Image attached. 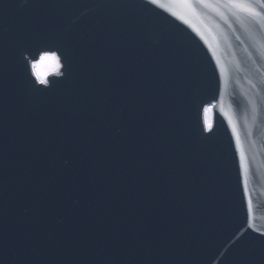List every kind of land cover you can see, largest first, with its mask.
Listing matches in <instances>:
<instances>
[{"label": "water", "instance_id": "obj_1", "mask_svg": "<svg viewBox=\"0 0 264 264\" xmlns=\"http://www.w3.org/2000/svg\"><path fill=\"white\" fill-rule=\"evenodd\" d=\"M247 2L0 0V264H264Z\"/></svg>", "mask_w": 264, "mask_h": 264}, {"label": "snow or ice", "instance_id": "obj_2", "mask_svg": "<svg viewBox=\"0 0 264 264\" xmlns=\"http://www.w3.org/2000/svg\"><path fill=\"white\" fill-rule=\"evenodd\" d=\"M157 0H150V3L155 4ZM183 3L185 4H190L191 0H182ZM198 2H202V0H198ZM227 2L232 3L234 6L241 8L244 11H248L250 13H253L254 15H260V13L255 12L253 8H251L247 2V0H227ZM56 59V53L55 52H48L45 51L40 55V61H47V60H55ZM34 68L37 67L36 64L33 65ZM38 78H39V73H37ZM41 84H47L48 81L44 79H40Z\"/></svg>", "mask_w": 264, "mask_h": 264}, {"label": "rangeland", "instance_id": "obj_3", "mask_svg": "<svg viewBox=\"0 0 264 264\" xmlns=\"http://www.w3.org/2000/svg\"><path fill=\"white\" fill-rule=\"evenodd\" d=\"M37 67L34 68L36 74L39 73V79H45V76L52 70L57 68V61L55 60H47V61H40L37 64ZM38 76V75H37ZM208 125L212 122V114L211 108H208Z\"/></svg>", "mask_w": 264, "mask_h": 264}]
</instances>
